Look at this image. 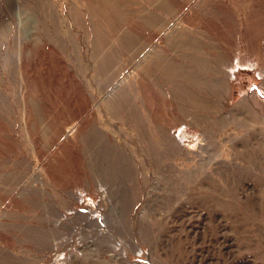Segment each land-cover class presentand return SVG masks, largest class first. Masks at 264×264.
Returning <instances> with one entry per match:
<instances>
[{
  "label": "rangeland",
  "instance_id": "1",
  "mask_svg": "<svg viewBox=\"0 0 264 264\" xmlns=\"http://www.w3.org/2000/svg\"><path fill=\"white\" fill-rule=\"evenodd\" d=\"M0 264H264V0H0Z\"/></svg>",
  "mask_w": 264,
  "mask_h": 264
}]
</instances>
